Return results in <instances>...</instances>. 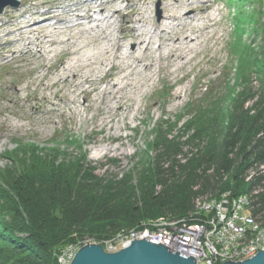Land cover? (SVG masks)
Segmentation results:
<instances>
[{"label":"rangeland","instance_id":"rangeland-1","mask_svg":"<svg viewBox=\"0 0 264 264\" xmlns=\"http://www.w3.org/2000/svg\"><path fill=\"white\" fill-rule=\"evenodd\" d=\"M96 1L99 0H20L17 8L7 7L0 14V48L6 45L2 42V36L19 39L18 36L11 35L10 31L19 22L32 18L37 11L39 14H52L45 25L49 22L57 30V23L60 26H72L76 23L65 10L81 4L85 7ZM100 1L110 3L113 0ZM171 2L175 10L181 7L186 8V12L190 11L188 5L192 2L197 6L202 2L208 4L214 24L200 32L204 43L199 47V54L185 69L169 75L166 69L169 58L157 60L159 73L153 77V86L149 88V85H145L141 89L140 94L144 96L135 106L137 109L126 116L127 127L113 130V134H118L120 139L108 142L107 146L111 149L106 153L101 150L103 143L98 140L99 126H92L93 122L86 119L89 110L84 112L83 96L77 97L80 113L77 111L78 115L74 116L76 110L72 105L65 107L61 100L55 98V90H45V84L60 79L54 69L50 73L55 74H50L47 78V66L62 69L63 57L52 55L49 63L46 62L44 68L40 67L34 58L31 59L32 62L21 59V55L25 53L24 50L21 51L25 42L16 43L14 52L6 56L0 53V172L11 169L15 164L19 166L25 163L26 157L30 155H39L62 165L72 160H85L100 176L128 174L131 168L146 159L147 153H151L150 148L155 142L153 140L158 137L157 133L167 132L169 137L184 139L194 134L192 131L186 132L192 122L202 128L207 118H202L197 112L199 104L204 103L205 107L216 99L214 102L218 112L226 116L237 98L243 100L252 91L261 89L264 73L257 71L255 63L261 62L264 70V0H114L108 9L93 12L91 22L104 26L109 20L111 44L127 46L129 42L118 39L116 31L118 24L124 22L128 9L137 7L132 17L138 34L158 38L159 32H154L151 23L164 22L172 34L178 28L175 22L166 18V6ZM117 11H121V15ZM61 14H64V20L56 22ZM89 22L87 21L88 24ZM107 27L109 28L106 24L104 28ZM91 33L96 35V31ZM91 35L82 34V38L77 35L74 41L81 44L84 38H91ZM107 47L103 45V48ZM128 48L133 51V46ZM153 50H158V44L153 45ZM166 50L164 49L163 54ZM159 54L156 52L154 56L158 57ZM98 66V63L94 65ZM172 69L175 70L174 67ZM92 71L98 78L102 76L101 72ZM147 77L148 72L142 65L135 78L141 81ZM99 86L102 88L104 84ZM203 86H207V89H201ZM70 90L68 87L60 88L66 97H69ZM175 92L179 93V97L175 96ZM242 93L245 94L242 96ZM16 95L22 99L21 102L11 100ZM45 96L50 98L49 102H45ZM96 97L97 93L93 92L92 98ZM227 122H224L225 126ZM28 165L26 170L35 168ZM137 175L136 171L134 176ZM91 239L86 235L66 246L83 245L84 242H92ZM110 244L112 242L107 241L103 245L107 248Z\"/></svg>","mask_w":264,"mask_h":264},{"label":"trees","instance_id":"trees-1","mask_svg":"<svg viewBox=\"0 0 264 264\" xmlns=\"http://www.w3.org/2000/svg\"><path fill=\"white\" fill-rule=\"evenodd\" d=\"M252 92L226 116L216 99L199 104L202 128L192 122L184 139L157 133L147 160L128 174L100 176L85 160L62 165L39 155L2 170L0 264H57L68 243L89 235L103 245L153 218L191 217L200 197L257 190L253 213L264 220V82Z\"/></svg>","mask_w":264,"mask_h":264},{"label":"bare ground","instance_id":"bare-ground-1","mask_svg":"<svg viewBox=\"0 0 264 264\" xmlns=\"http://www.w3.org/2000/svg\"><path fill=\"white\" fill-rule=\"evenodd\" d=\"M113 1L105 3L99 0L85 7L81 4L76 8H68L65 13L67 12L76 23L72 26H67V24L60 26V23H57V30H54L49 22L45 25V21L50 19L52 14H39L37 11L32 18L19 22L10 31L11 35H16L19 39L14 40L12 36H2V42L6 45L0 48L1 55L6 56L14 52L13 48L16 43L25 42V47L21 50L25 53L21 55V59L32 62L31 59L34 58L43 68L52 55L63 57L61 58L62 69L47 66V78L50 74H55L50 73V70L54 69L58 72L57 76L60 79L45 84V90H55V98L61 100L65 107L72 105L76 110L74 116L79 112L77 97L83 96L84 112L89 110L86 119L93 122L92 126H99L98 140L103 143L101 150L103 149L105 153L111 149L107 146L108 142L120 139L118 134H113V130L127 127L125 118L137 109L135 106L143 95L140 94L141 89L145 85H149V88L153 86V77L159 73L156 66L157 60L162 61L169 58L166 68L169 75L185 69L199 54V47L204 43L201 41L200 32L214 24V19L209 13L211 7L208 4L202 2L197 6L195 2H192L188 5L190 11L186 12V8L181 7L175 10L171 2L166 6V18L175 22L178 28L174 29L172 34L164 22L155 21L151 25L154 32H159L160 36L148 38L147 34L141 35L136 32L132 15L136 13L137 7L132 6L124 16V22L121 21L118 24L116 31L117 38L128 41L129 44L127 46L111 44L112 33H109L111 29L109 20L106 22L109 28H104L106 24L104 26L95 24V21L91 22V20L93 12L108 9ZM117 13L121 15V11ZM63 15H59L60 19L56 22L64 20ZM87 21H90L89 24ZM93 31H96V35L91 33ZM86 33L93 35L91 38H84L81 44H76L74 41L76 36L79 35L82 38V34ZM88 40H91V43H88ZM154 44H158L156 51L153 50ZM103 45L108 47L103 48ZM129 46H133V51L127 49ZM164 49H167L165 54H163ZM156 52L160 53L158 57L154 56ZM96 63L98 67H94ZM142 65L148 72V77L137 81L135 76L140 72ZM173 67L175 70L172 69ZM91 69L101 72L102 76L98 78ZM101 84H104V87L100 88ZM67 87L71 89L69 97L64 96L60 91V88ZM93 92L97 93L96 98H92ZM175 96L179 97V93L175 92ZM44 99L45 102L50 101V98L46 96ZM11 100L13 102L22 101L18 95Z\"/></svg>","mask_w":264,"mask_h":264},{"label":"built area","instance_id":"built-area-1","mask_svg":"<svg viewBox=\"0 0 264 264\" xmlns=\"http://www.w3.org/2000/svg\"><path fill=\"white\" fill-rule=\"evenodd\" d=\"M223 195L214 199L200 197L191 217L178 219L158 217L142 222L129 234L112 241L105 250L118 252L144 237L162 243L172 251L194 256L197 264H223L229 260L244 261L264 250V220L253 213V195ZM261 219V220H260ZM69 245L57 256V264H71L84 245Z\"/></svg>","mask_w":264,"mask_h":264},{"label":"water","instance_id":"water-1","mask_svg":"<svg viewBox=\"0 0 264 264\" xmlns=\"http://www.w3.org/2000/svg\"><path fill=\"white\" fill-rule=\"evenodd\" d=\"M20 0H0V14L7 6L18 7ZM162 243H152L144 237L118 252H107L104 245L90 243L82 246L71 264H197L194 256L172 251ZM223 264H264V250L244 261L231 260Z\"/></svg>","mask_w":264,"mask_h":264}]
</instances>
